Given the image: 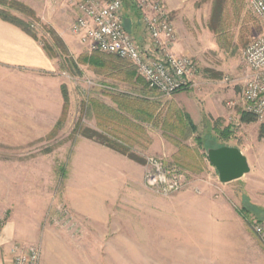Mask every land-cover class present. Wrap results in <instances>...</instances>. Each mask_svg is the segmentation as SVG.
<instances>
[{"label":"rangeland","instance_id":"obj_1","mask_svg":"<svg viewBox=\"0 0 264 264\" xmlns=\"http://www.w3.org/2000/svg\"><path fill=\"white\" fill-rule=\"evenodd\" d=\"M0 7L30 22L44 50L45 44L52 47L45 51L55 67L39 72L68 83L63 84L68 87L66 109L65 99L57 102L54 98L45 110L43 100L35 94L40 85L34 83L31 115L0 114V237L4 239L0 248L4 264L14 242L40 243L39 236L49 227L75 238L82 233V218L70 208L67 195L89 187L114 191V201L107 205L110 219L129 223L128 242L121 243L115 233L106 244L100 237H85L81 244L70 246L85 249L78 259L72 248L73 264H264V240L255 230L257 224L264 225V117L241 121L242 78L247 73L244 50L262 32L248 0H183L190 46L195 50L193 37L198 40L200 35V53L189 55L197 64V74L242 84L240 90L233 89L236 94L225 92V113L213 118L214 129L206 118L199 127L193 123L200 129L197 131L189 126L186 113L168 107L173 96L151 90L130 61L82 48L70 29L79 13L77 0H4ZM123 14L134 38L152 47L136 11L127 5ZM171 15L176 18L175 12ZM214 42L218 48L212 46ZM69 45L78 48L75 53ZM94 56L117 68H94L86 60ZM99 76L118 81L115 87L123 90H114L110 107L94 96V87L101 88ZM123 77L128 81L120 83ZM117 97L120 102L115 101ZM86 131L116 142L126 154L84 136ZM225 142L238 146L246 156L256 155L257 171L221 182L207 153ZM94 147L102 156H113V177L89 184L79 179L89 173L87 157ZM151 158L182 173L183 186L166 192L160 185L149 184ZM148 193L161 197V202H154ZM157 209L165 221H176L177 234L192 236L195 242H137L141 238L136 226L146 219L152 221ZM14 219L20 221L17 229H8ZM55 257L56 264H64L61 256L56 253Z\"/></svg>","mask_w":264,"mask_h":264},{"label":"crops","instance_id":"obj_2","mask_svg":"<svg viewBox=\"0 0 264 264\" xmlns=\"http://www.w3.org/2000/svg\"><path fill=\"white\" fill-rule=\"evenodd\" d=\"M126 1L127 0H125L124 8H126ZM165 2L171 12H175L176 14V18H174L176 40L172 50L179 55H198L201 50L198 45L200 42V35L198 40L193 37V40H196L195 50L190 46L191 39L190 36H188L190 31L187 29L185 16L182 12L183 0H177V2L176 0H165ZM133 11H135V9ZM66 42L69 43L68 40H66ZM139 44L143 48L149 47L148 45H142L140 42ZM71 45L74 44L72 43ZM71 45H69V47ZM212 46L218 48L216 42L212 43ZM82 48L85 49L84 47ZM70 49L75 53V50L78 48L75 46L74 49L72 47H70ZM54 67L55 63L50 59L38 40L18 25L0 17V114L31 115L35 97L33 95L34 83L40 85L35 94H37L36 97H40V99L43 100V107L45 110L47 109L46 106L49 105V99L55 98L57 102L62 101L64 97L62 96L61 87L63 84L68 83L60 78H52L46 76V74H42L43 72H39L50 71ZM94 68L97 69L96 66H94ZM97 79L101 82V85L104 84V86L98 89L94 87V96H96L98 100L104 102V107H110L114 102L113 96L116 95L114 90H123L115 87L119 83L112 78L99 76ZM197 81V87L175 93L168 107H170L172 111H182L186 113V117L189 116L191 121L198 127L206 121V118H209L210 121H208V125L214 129L213 118L225 113V108L223 106L224 97L227 95L225 92L227 91L228 95L232 93L236 94L233 89L236 88L240 90L242 84L236 81L228 83L223 80L204 77L201 72L197 74ZM119 82L122 83V81ZM89 84L94 83L89 80ZM225 88L228 89L226 90ZM115 101L120 102L121 99L117 97ZM61 104L62 109L63 103L61 102ZM121 104L122 103H120V105ZM57 106L59 107V105ZM197 130L200 129L198 128ZM223 145L235 146L227 142L223 143ZM243 153L245 154V152ZM247 157L251 166V172H255L254 170L257 171L259 167L257 156L249 154ZM87 160L90 165L89 173L79 180L87 181L89 184H92L94 181H97V179L110 180L111 177H113L114 159L112 155H107L105 153V155L102 156L97 153V149L94 147L88 155ZM254 164L257 165V167ZM261 173L264 174V172ZM76 178L74 177V179ZM72 193L67 195V202L75 215L84 219L80 220L82 221V233H77L78 236L75 238V235L68 232H61V230L58 231L50 227L47 228V230L43 232V235L39 236V241L42 246L41 264H56V253L58 256H61V260L64 261V264H73L72 258H74V252L72 248L76 249L78 259L85 249L81 248L79 245L76 247L70 246L81 244L85 237L92 236L96 239L100 237L103 239L101 242L106 244L110 242L106 240L108 237L110 238V234L115 233L118 237L117 239L121 243L128 242L126 238L128 237L127 228L130 227L129 223L126 221L117 224L110 219L111 211L107 205L109 202L113 203L114 200L112 197L114 196V191L112 193L110 188L98 189L89 187L78 191L75 190L74 194ZM148 195L152 196L153 194L148 193ZM153 198L154 202L155 200L158 202L162 200L161 197L155 195H153ZM20 216L21 214H19V217ZM37 217L42 220V214H38ZM152 217L154 218L151 219L152 221L146 219L144 223H140L141 225L136 226L138 228V231H136L137 237L141 238L137 240V242L154 244L195 242L192 236L177 234L176 227L178 225H176V221L171 219L165 221L159 209H157V212H155ZM19 222L18 219H14L10 221L7 228L16 230ZM3 240L4 239L0 237V244ZM0 264H4L1 248Z\"/></svg>","mask_w":264,"mask_h":264},{"label":"built area","instance_id":"obj_3","mask_svg":"<svg viewBox=\"0 0 264 264\" xmlns=\"http://www.w3.org/2000/svg\"><path fill=\"white\" fill-rule=\"evenodd\" d=\"M140 14L145 31L153 43L143 48L125 26V0H77L79 13L71 24V32L89 52L116 55L130 61L147 86L171 97L175 93L197 87V64L192 56L179 55L173 50L176 26L165 0H130ZM260 19L262 32L244 50L247 68L242 94L244 111L264 117V0H248ZM234 82V79L226 78ZM104 86V85H101ZM107 87V86H105ZM109 88V87H108ZM149 184L160 185L166 192L183 186L184 176L173 167L151 158ZM256 232L264 240V225ZM40 243L14 242L6 264H41Z\"/></svg>","mask_w":264,"mask_h":264},{"label":"trees","instance_id":"obj_4","mask_svg":"<svg viewBox=\"0 0 264 264\" xmlns=\"http://www.w3.org/2000/svg\"><path fill=\"white\" fill-rule=\"evenodd\" d=\"M1 3L4 2V0H0ZM127 5H129L131 7L132 10H134V6L132 4V2L129 0L126 1V7ZM126 10V8H124V11ZM136 11V9H135ZM132 12V11H131ZM136 15H138V17H140V14L138 11H136ZM0 17L4 20H7V21H10L16 25H18L19 27H21L23 30H25L27 33H29L30 35H32L35 39H37V34L34 32V27L32 26V24L30 22H26L24 21L23 19L19 18L18 16L12 14L8 9H5V8H2L0 7ZM125 26L127 28V25H126V21H125ZM128 29V28H127ZM58 41L62 42L60 39H58ZM45 50L49 51L52 47L48 44H45ZM100 53V52H98ZM116 56V55H115ZM118 57V56H117ZM100 57H92V58H86V60H88V63L92 64L93 66H96L97 68H107V69H116L117 67L114 66L113 64L111 65H108V63L102 61V59H99ZM120 58V57H119ZM128 61V60H127ZM133 67H135L134 65H132ZM120 81H128L125 77H123L122 79H120ZM146 83V82H145ZM147 85V84H146ZM62 91H63V96H64V99H65V105H64V108L66 109V106H67V103H68V92H67V88L66 86H62ZM189 119V124H190V127L192 128V130L195 129L194 127V124L193 122L191 121L190 117L187 116ZM258 119L257 116L251 114V113H248L246 111H242L241 112V121L242 122H246V123H249V122H253V121H256ZM84 136L86 137H89V138H93L95 139L96 141L102 143V144H105L117 151H120L122 153H125L126 150H124L120 145H118L116 142L106 138V137H101L98 133L96 132H84L83 133ZM261 137L264 138V126H262V130H261ZM126 154V153H125ZM129 156L133 159H135V156L134 155H130Z\"/></svg>","mask_w":264,"mask_h":264},{"label":"water","instance_id":"obj_5","mask_svg":"<svg viewBox=\"0 0 264 264\" xmlns=\"http://www.w3.org/2000/svg\"><path fill=\"white\" fill-rule=\"evenodd\" d=\"M208 159L216 168L221 182L243 177L251 170L248 157L237 146L222 145L208 149Z\"/></svg>","mask_w":264,"mask_h":264}]
</instances>
